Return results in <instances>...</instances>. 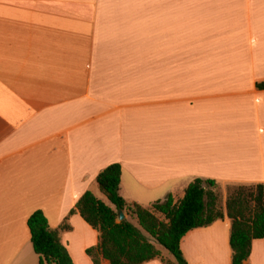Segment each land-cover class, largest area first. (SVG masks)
Segmentation results:
<instances>
[{"label": "crops", "instance_id": "0c3cea01", "mask_svg": "<svg viewBox=\"0 0 264 264\" xmlns=\"http://www.w3.org/2000/svg\"><path fill=\"white\" fill-rule=\"evenodd\" d=\"M262 81L264 0H0V264H38L29 216L57 228L112 163L143 207L195 178L264 184ZM68 224L74 264H93L97 231ZM230 226L188 231L187 264H231Z\"/></svg>", "mask_w": 264, "mask_h": 264}, {"label": "trees", "instance_id": "16d2710c", "mask_svg": "<svg viewBox=\"0 0 264 264\" xmlns=\"http://www.w3.org/2000/svg\"><path fill=\"white\" fill-rule=\"evenodd\" d=\"M256 87L264 89V81L256 83ZM120 175V164L112 163L96 177L99 190L113 207L87 190L57 228L49 225L40 209L29 216L27 226L38 264H74L60 237L61 232L71 229L68 219L74 213L98 233L97 244L85 250L93 264H100L102 259L108 260L109 264H143L159 258L160 249L148 237L174 257L175 261L162 260L164 264H187L181 250L184 235L192 229L206 227L224 215L231 223V264H246L252 240L264 238V184L229 187L223 212L222 206H218L219 197L214 191L216 182L212 179L195 178L182 198L174 200L168 195L150 207H143L135 202L128 203L120 196ZM119 212L135 216L140 228L125 218L119 220Z\"/></svg>", "mask_w": 264, "mask_h": 264}, {"label": "rangeland", "instance_id": "374dc122", "mask_svg": "<svg viewBox=\"0 0 264 264\" xmlns=\"http://www.w3.org/2000/svg\"><path fill=\"white\" fill-rule=\"evenodd\" d=\"M231 186H234V185H226L224 187L219 185V186H216L214 188L215 192L217 193V195L219 197V200H218V206L219 207H221V206L223 207L224 194L227 195L228 188L231 187ZM98 197L101 198V200H103L107 205L113 207V205L108 201L106 196L101 191L99 192ZM124 214H126V219H127V221L129 223H131L133 226H135L137 228H140V226L138 224V221H137V218L135 216H133L131 214H128V213H124ZM156 215L159 217V219H163V216L161 214L156 213ZM143 234L148 237V235L144 231H143ZM148 238L160 249L161 254H160L159 258L161 260H163V261H167V260L173 261V260L170 259V258H172V255L166 249H164L163 247L158 245L155 240L151 239L150 237H148Z\"/></svg>", "mask_w": 264, "mask_h": 264}, {"label": "water", "instance_id": "95a60500", "mask_svg": "<svg viewBox=\"0 0 264 264\" xmlns=\"http://www.w3.org/2000/svg\"><path fill=\"white\" fill-rule=\"evenodd\" d=\"M124 218V213L119 212V219L122 220Z\"/></svg>", "mask_w": 264, "mask_h": 264}]
</instances>
